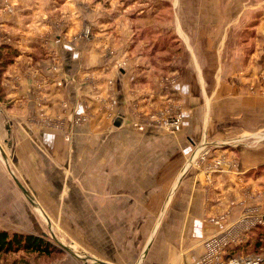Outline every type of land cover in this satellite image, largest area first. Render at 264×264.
Here are the masks:
<instances>
[{
	"label": "crops",
	"instance_id": "1",
	"mask_svg": "<svg viewBox=\"0 0 264 264\" xmlns=\"http://www.w3.org/2000/svg\"><path fill=\"white\" fill-rule=\"evenodd\" d=\"M5 2L10 4L13 13ZM240 5L242 8L236 14ZM236 18L248 23L258 21L255 30L259 31V41L254 52L260 59L264 55V0H0V44L12 41L20 52L2 78L7 103L6 106L0 104V140L18 157L20 165L28 158L33 164H44L46 159L52 158L60 166L67 165L78 148L88 153L82 157L86 159H76L90 162V151L99 150V166L104 167L100 180L104 177L105 183L107 150L108 146L112 147L116 158L113 160L120 165L114 170V206L103 203L98 206V214L119 215L116 222L121 229L123 215L126 219L127 215L140 212L139 197L150 198L155 196L153 193H161L158 196L166 199V204L172 195L162 211L172 214L165 225L170 235L162 237L165 252L154 260L160 264H192L203 253L202 241L216 232L215 227L205 222L206 216L220 214L230 200L233 204L231 221L246 211L238 205L241 200L238 179H242L244 195L249 191L251 194V190L260 193L264 188V172L245 177L264 164L263 142L235 154L236 170L225 172L227 170L218 168L209 176L201 169H190L182 174V160L173 157L183 149L185 155H189L194 145L205 138L210 140L219 126L227 127L221 129L222 133L241 129L240 132L257 133L264 128L261 115L264 100L261 98L248 97L246 102L231 104L244 112L241 124L237 120L227 121L229 117L215 121L214 108L213 116L207 121L206 105L202 106V71L206 68L203 54L232 51L227 39L229 33L234 39V32H227L225 37L223 33L218 37L217 32L221 27L225 31L224 23H232L234 28ZM204 24L208 29H204ZM204 30L211 35L204 34ZM214 35L216 42L209 45L206 40L209 46L205 52L204 37ZM171 37L182 49V55L176 62L155 64L158 56L170 54L174 49ZM158 41L162 47L164 44V49L154 52L152 48ZM126 58L131 64L118 70L116 66ZM259 65L264 67V62ZM229 67L230 63L226 69ZM171 68L181 71L179 90L157 82L160 71L167 73ZM214 69H219L217 61ZM34 81L36 88L32 85ZM171 101L179 104L185 122L181 131L166 133L170 141L167 145L157 148L150 143V138L141 140L140 135L129 128V113L170 114L164 106L169 107ZM160 109L164 110L153 112ZM40 113L42 120L62 114L64 129L59 132L39 130L33 119H38ZM75 114L85 117L76 126L72 123ZM118 116L125 119L114 126L113 119ZM147 131L152 133L154 129ZM67 132L69 142L63 137ZM107 134L115 135L114 142H107ZM209 178L211 185L202 183ZM158 186L162 192H155ZM102 187L100 183V203L107 198L106 184ZM212 187V194L205 197ZM145 191L148 194H144ZM243 202H246L244 198ZM254 206H257V215H264V195L255 200ZM144 212L154 213V206ZM239 236L246 237L243 233Z\"/></svg>",
	"mask_w": 264,
	"mask_h": 264
},
{
	"label": "rangeland",
	"instance_id": "2",
	"mask_svg": "<svg viewBox=\"0 0 264 264\" xmlns=\"http://www.w3.org/2000/svg\"><path fill=\"white\" fill-rule=\"evenodd\" d=\"M9 7V12L13 13L12 7ZM173 8L177 9V6ZM173 8L171 11L174 10ZM241 8L242 5H240L239 9L236 8L235 13H239ZM257 22L256 20V22L248 23L238 21L236 18L234 28H232V23L227 25L224 23L225 31H222L221 27L217 35L219 37L223 33V37H225L227 32H234V39L231 33H229L227 39L232 51L230 50L231 52L224 54H222L223 52L219 54L209 52L203 54L204 67L206 68L202 71L204 85L202 87L203 98L201 97V102L202 106L206 105L204 113L207 115V121L210 115L213 116L212 108H214V116L217 113L222 115L215 116V118L213 116L215 121L229 117L226 119L227 121L233 122L237 120L241 124L244 119V112L231 104L246 102L248 97L264 100V67L259 65L261 61L264 62V55H261L259 59L260 55L254 52L259 41V31L255 30L258 25L256 24ZM205 24L204 29H208ZM207 33L210 32L204 30V34ZM215 38H217L216 35L212 38L204 37L203 50L205 52L208 50L210 42H216ZM61 40L63 41V38ZM206 40H208L207 43L209 45L205 44ZM5 43L8 42L5 40ZM9 43L12 47H16L14 42L9 41ZM54 43H56V40ZM222 46L223 43L220 44L219 51ZM181 55L182 49H175L170 54L158 56L155 59V64L162 61L176 62V58ZM215 61L219 64L218 70L214 69ZM210 63H213V68H210ZM229 63L230 67L226 69V65ZM130 64L131 62L126 58L119 62L116 68L123 70ZM256 65L259 69H257ZM155 73L158 74V72ZM181 77L180 69L171 68L167 73L160 71V75L157 76L159 78L157 82L160 85L169 86L171 90H179ZM35 82L32 84L34 88H36ZM6 103V99L5 102L0 100L1 105L5 104L6 106ZM170 104L169 107L167 105L164 108L167 107L165 108L167 112L171 111L170 115L172 117L170 120L175 119L173 116L180 115L179 130L165 131L166 129L164 128L159 130V128L154 127L153 124L149 123V116L152 112H148L145 115H137V113L131 115L129 113V128L133 129L134 134H139L140 136H137L141 140L150 138V143L155 144L157 148L158 146L162 147L164 144L167 145L170 141L166 138L168 137L166 133L181 131L185 122L179 104L173 101ZM152 109L155 110L156 108ZM163 110L160 109L153 112ZM75 115L72 118L74 126L84 121L81 116ZM261 115L264 117V111ZM112 119H109V121ZM123 119H125L124 116L114 118V126H116V120L119 121L120 125ZM33 122L39 130L59 132L65 127V119L62 114L47 116L42 120L40 113V117L33 119ZM135 122H143L146 130L144 129L140 133L136 131L132 126ZM222 128L227 127L219 126L218 132L214 131L212 137H209L213 138V140L205 138L197 146L191 143L195 148L192 151L189 150V155H185L186 151L184 149L181 151L180 149L181 153L173 156L175 159L182 160V174L190 169H195V171L201 169L205 176H209L211 172L215 171L214 166L217 162L222 164L219 169L227 170L225 172L234 171L238 168V158L235 154H240L250 145L260 142L264 143V128L257 133L240 132L242 129L239 132L225 131V133H222ZM150 129H154V131L152 133L147 131ZM234 129L238 130V128ZM67 134L68 132L63 135L65 142L70 140ZM105 136L108 143L110 141L114 142V134ZM172 142L171 140V144ZM107 151V165L105 167L108 170V176L105 183L103 181L104 177L100 180L101 173H104V167L99 166V150L90 151V162L76 159L77 157L82 158L84 154L88 153V150L78 148L76 155L72 157V161L67 165L60 166L52 158L46 159L44 164H33L34 161L28 158L26 162L22 161L20 165L18 157L14 156L12 150H8L2 139L0 140V230L9 234L16 233L24 236L42 237L49 245L60 251H54L48 256L24 252L3 255L0 256V264H97L99 261L107 264H160L154 259L161 255L163 256L165 252L166 247L163 244L164 239L162 237L170 235V231L168 227L167 230L165 229V225L168 218L172 216V214H165L162 211L165 205H168L172 195H170L171 197L166 204V199L164 200L161 195L158 196L161 193H153L155 196L150 198L139 197L140 212L138 215H127L126 219L125 215H123L124 218L120 229L117 223L119 215L113 213L98 214V206H102L103 203H105V206L110 204L112 208L114 206L116 186L114 170L120 167L118 161L116 163L113 160L116 158L112 147L108 146ZM228 155L230 157L227 158ZM141 168L139 166V172H141ZM209 180L210 178L207 182L202 181V183L211 185ZM238 180H240L241 198L238 205H241L245 210H255L257 206H254V202L257 198L264 195V188L260 193H254L251 190V194H249V191L244 195L241 188L242 179ZM100 183L103 187L105 184L107 186L106 202L102 200L103 202L101 203L98 197ZM212 191L213 187L212 190L209 189L204 194L205 197L210 196ZM155 192H162L160 186L156 188ZM143 193L148 194L147 191ZM243 198L246 201L245 203L243 202L244 204L242 203ZM248 199H250L249 202L247 201ZM148 201H151L152 204H148ZM151 205L154 206L155 212H144ZM232 205V201H228L226 208L220 214L211 217L230 213L233 208ZM94 211L96 213H93ZM208 218L209 216L204 218L205 222ZM126 223H128L127 226H125ZM131 223L135 225H131ZM247 233H245V240L247 239ZM250 255H264V250ZM246 256H249V254L241 253L236 258H244Z\"/></svg>",
	"mask_w": 264,
	"mask_h": 264
},
{
	"label": "built area",
	"instance_id": "3",
	"mask_svg": "<svg viewBox=\"0 0 264 264\" xmlns=\"http://www.w3.org/2000/svg\"><path fill=\"white\" fill-rule=\"evenodd\" d=\"M5 4L10 10V5L7 2ZM58 42L59 39L56 40V43ZM34 84L36 85V82ZM171 117L170 114L158 115L157 113H152L149 116V123L159 128V130L163 128L166 129L165 131L179 130L180 115L173 116L174 120H170ZM81 119L84 120L85 117ZM132 126L138 132H143L145 129L143 122H135ZM221 166L222 164L217 162L214 170ZM230 216L231 214L227 213L207 219L206 222L215 227L216 232L202 241L203 253L192 264H264V255H249L244 258L232 259L225 258L226 249L229 245H237L245 241V237L239 236L240 233L245 234L257 225L264 226V215H257L255 210L252 209L246 210L235 221H231Z\"/></svg>",
	"mask_w": 264,
	"mask_h": 264
},
{
	"label": "trees",
	"instance_id": "4",
	"mask_svg": "<svg viewBox=\"0 0 264 264\" xmlns=\"http://www.w3.org/2000/svg\"><path fill=\"white\" fill-rule=\"evenodd\" d=\"M161 40V39H160ZM173 45V50L179 49L177 47L174 38H169ZM154 42V41H153ZM161 41L155 43L152 51H160L164 49L160 45ZM172 50V51H173ZM154 52H152L154 54ZM19 56V50L16 47H12L10 43L0 44V100L5 102V92L1 85L2 78L9 66H11L14 60ZM164 56V55H163ZM167 58V56H165ZM264 172V164L257 167L246 174L245 177H255ZM264 226L257 225L253 227L247 233V239L237 245H229L226 249L225 258L232 259L238 257L241 253L246 254H257L259 251L264 250ZM249 250V251H247ZM55 252H60L58 249L49 245V243L42 237L32 235H21V234H9L6 231L0 230V256L17 254L20 252L34 253L37 255H50ZM247 251V252H246Z\"/></svg>",
	"mask_w": 264,
	"mask_h": 264
},
{
	"label": "water",
	"instance_id": "5",
	"mask_svg": "<svg viewBox=\"0 0 264 264\" xmlns=\"http://www.w3.org/2000/svg\"><path fill=\"white\" fill-rule=\"evenodd\" d=\"M118 120H119V119H118ZM118 120H116V122H115V125H116V126L119 125V123H118L119 121H118ZM97 264H107V263H104V262H100V261H99V262H97Z\"/></svg>",
	"mask_w": 264,
	"mask_h": 264
}]
</instances>
